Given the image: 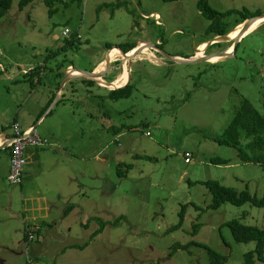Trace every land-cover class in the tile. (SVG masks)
Segmentation results:
<instances>
[{"label": "rangeland", "instance_id": "1", "mask_svg": "<svg viewBox=\"0 0 264 264\" xmlns=\"http://www.w3.org/2000/svg\"><path fill=\"white\" fill-rule=\"evenodd\" d=\"M208 1L225 16L208 20L198 0H55L52 8L35 0L23 11L13 0L0 17V132L12 134L14 121L23 127L37 118L55 160L35 183L26 171L14 186L7 180L10 149L0 150V264H211L202 246L174 247L192 241L220 252L224 264H264L256 241L238 242L226 225L237 219L264 229V208L225 203L211 209L212 196L200 184L264 195V165L244 163L237 149L214 141L245 103L264 116V24L218 61L176 63L165 55L193 57L216 33L263 15L264 0ZM241 25L228 35L242 36L234 34ZM66 29L81 38L51 56L64 45ZM148 42L161 51L143 50L146 58L132 61L130 97L117 100L82 78L61 89L69 64L92 71L103 59L124 60L118 47ZM233 46L215 42L204 55L233 52ZM111 67L100 72L109 83L123 69L117 62L104 76ZM31 109L39 111L35 118ZM213 158L230 162L216 165ZM184 208V223L174 230ZM50 220L55 227L44 224ZM102 222L108 225L94 235Z\"/></svg>", "mask_w": 264, "mask_h": 264}, {"label": "trees", "instance_id": "2", "mask_svg": "<svg viewBox=\"0 0 264 264\" xmlns=\"http://www.w3.org/2000/svg\"><path fill=\"white\" fill-rule=\"evenodd\" d=\"M34 1L35 0H20L19 10L23 11ZM163 1L165 3H178L187 0H163ZM45 3L52 8L53 5L55 4V0H45ZM12 5H13V0H0V17L5 16L11 10ZM114 8H119V6H115ZM197 9L199 10L201 15H204L210 21H217L225 16L213 10L208 0H198ZM50 14H53L51 10H50ZM248 18L249 16H245L244 21ZM241 24L243 23H239L236 27H239ZM212 26H214V23H212ZM211 28L212 27L210 26V29ZM235 28L226 31H220L216 33L214 36L228 34L229 32H232ZM74 44H75V39L66 38L64 45L60 47L58 50L50 52V54L51 56L59 55L65 52L68 48L72 47ZM108 45L110 49L115 48L113 44H108ZM135 47L136 45H130L122 48L121 50H123L124 52H129ZM117 62L119 63L120 61ZM36 70L37 69L32 68L29 72L35 73ZM31 80L33 81V77L31 78ZM82 81H84L88 85L96 84L95 81L84 80V78H82ZM132 91L133 88L131 85V78H130V81L125 87L115 91H111V95L113 97H116L117 100H119L130 97ZM1 133L2 132H0V134ZM214 141L219 145H224L237 149L239 151V158L244 163L264 165V116L261 115L256 109L251 107L249 103H245L243 107H241V109L238 111L233 121L230 122V124L227 126L222 136L214 138ZM145 157L148 158L149 160H154L153 157H149V156H145ZM229 162H230L229 160L222 158H213L211 160V163L216 165H227ZM128 169H130V166L127 168V171ZM120 170L118 172L121 177L123 173ZM200 184L203 185L212 196V203L209 205V208L211 209L218 210L225 203L232 204L236 207H243L246 204H251L254 207L264 208V195L260 199L255 196H251L249 189H247L242 193H239L232 188H226L222 186L218 182H203ZM70 208L72 209L73 207L70 206L69 209ZM184 220H185V208L181 212V222L173 229L174 230L179 229L183 225ZM107 225H108L107 223L102 222V228L96 230L94 232V235L99 234L101 231H103V229ZM226 225L229 227L230 231L233 232V235L238 242L256 241V247L254 249V252L256 253L257 258L259 260L264 261V229L245 225L237 219L226 223ZM196 227L198 228V225H196ZM191 244H197L199 246L204 247L209 254L211 264H224L226 257L206 244L192 241L187 244L176 243L174 247H176V249L178 248L186 249Z\"/></svg>", "mask_w": 264, "mask_h": 264}, {"label": "crops", "instance_id": "3", "mask_svg": "<svg viewBox=\"0 0 264 264\" xmlns=\"http://www.w3.org/2000/svg\"><path fill=\"white\" fill-rule=\"evenodd\" d=\"M155 15H158V16H160L159 14H155ZM153 17H154V15H152ZM161 17V16H160ZM234 31V30H233ZM232 31V32H233ZM142 42H147V41H142ZM141 42V43H142ZM141 43H139L138 45H140ZM150 43V42H149ZM137 45V46H138ZM201 45V44H200ZM136 46V47H137ZM144 46V45H143ZM142 46V47H143ZM135 47V48H136ZM234 47V46H233ZM115 48H117V47H115ZM135 48H133V49H135ZM119 49V48H118ZM153 49L154 50H157V51H161L159 48H150V50H149V47H148V49H147V51H152L153 52ZM119 50H121V49H119ZM145 51V50H144ZM147 51H145L144 53H146ZM201 52H202V54H204V47L203 48H201V49H199V53L201 54ZM143 54V53H142ZM144 56H146V55H141V58L143 59V58H146V57H144ZM154 56L156 57V60H158L157 58V56L154 54ZM125 58H127V57H125ZM105 61V59H103L102 61H100L96 66H95V70L101 65V63H103ZM117 61H120L121 62V65H122V67H123V69H122V72L120 73V75L117 77V80L116 81H114V82H111L110 84H112L113 86H115V87H117V86H120L121 84H123L124 83V81H125V78H126V71H127V67H129V70H130V68H131V64H132V62L129 64L128 63V59H124L123 61H121L120 59L118 60V59H115V60H113V61H111L110 62V66H115V64L117 65ZM161 61V60H160ZM163 63H164V61H162ZM211 62V61H210ZM165 64V63H164ZM70 67L72 66V64H70L69 65ZM69 66H67V67H69ZM73 67V66H72ZM111 67V68H112ZM75 68V67H74ZM67 69L68 68H65L64 69V71L66 72L67 71ZM76 69H78V68H76ZM114 69V68H113ZM113 69H110L108 72H107V74L106 75H110L114 70ZM63 71V70H62ZM72 73V72H71ZM131 74L129 73V77L131 78V76H130ZM102 77V76H101ZM123 77H124V81H123ZM103 78V80L105 81V82H107L106 80H105V78L104 77H102ZM123 81V82H122ZM130 81V80H129ZM128 81V82H129ZM37 82H40V81H37ZM96 82V81H95ZM96 83H98V82H96ZM107 83H109V82H107ZM99 84V83H98ZM99 86H101V87H104V88H107L106 86H103V85H101V84H99ZM125 87V86H124ZM120 88H123V87H120ZM120 88H116L115 90H118V89H120ZM108 89H110V88H108ZM114 89H110L109 91H115ZM58 95H59V99L61 98V96H63V94H62V91H58ZM52 112V109H51V111H50V113ZM37 113H39V111H36V110H33V109H31V110H29L28 111V115H29V117H31V118H35V116L37 115ZM49 113V114H50ZM37 119V118H36ZM36 119H32L31 120V122L30 123H28L27 125L24 123L22 126L23 127H21L22 128V130H26V129H28V128H34L35 126H36ZM18 123V121H14V123ZM13 123V124H14ZM12 124V125H13ZM12 128V127H11ZM24 128H26V129H24ZM36 130H37V128H36ZM0 136H3L4 137V139H3V142H2V144L0 145V150H2L1 149V146H4V144H6L7 142H6V140H7V137H8V139H11L12 138V134H7V133H5V132H3V133H1L0 134ZM49 147H52V144H50V145H47V146H40V147H30V146H28V147H26L25 148V150H24V156H25V158H26V165H25V168H24V172H23V178H24V174L26 173V171H27V178H30L28 181L30 182V181H32L33 183H35V181L37 180V179H40V178H42V175L44 174V170H46L45 168H46V162H49V163H52L54 160H55V158L51 155V152L50 151H48L47 149H49ZM10 150V152H9V158H11V148L10 147H8ZM9 170H10V165H9V167H8V175H9ZM8 178V177H7ZM23 182H24V179H23ZM67 209H68V211H67ZM66 209V211H65V213H67V212H69V210L71 209H69V208H67ZM51 210H52V208H51ZM27 211H28V209H27ZM51 213V212H50ZM56 223V221L55 220H50V221H44V224H46V226H48V227H55V224ZM35 233H36V235H37V233H39L40 231H41V228H39V227H35ZM39 238H40V234H39ZM78 245V244H77ZM76 244H70L69 245V247L70 248H75L76 246H77ZM79 247H81L80 245H79ZM64 250V249H63ZM33 263V262H32ZM31 263V264H32Z\"/></svg>", "mask_w": 264, "mask_h": 264}, {"label": "built area", "instance_id": "4", "mask_svg": "<svg viewBox=\"0 0 264 264\" xmlns=\"http://www.w3.org/2000/svg\"><path fill=\"white\" fill-rule=\"evenodd\" d=\"M154 17L160 21L161 17L158 15H154ZM62 35L66 38H70L71 31L66 29L63 30ZM76 39L81 38L80 34H76ZM75 39V43H76ZM9 143V147L11 148V158H10V170L8 175V182L11 185L18 186L23 182V172L26 165V158L24 156V150L26 147H42L50 145L51 142L48 139H44L41 137L39 132L35 128H28L26 130H22L21 126L18 123H14L12 125V138L6 140ZM187 158H190V153L186 154ZM30 234L28 236L29 240L34 238L32 233V229H30ZM29 263H32V260L29 259Z\"/></svg>", "mask_w": 264, "mask_h": 264}, {"label": "water", "instance_id": "5", "mask_svg": "<svg viewBox=\"0 0 264 264\" xmlns=\"http://www.w3.org/2000/svg\"><path fill=\"white\" fill-rule=\"evenodd\" d=\"M261 18H264V14L261 15V16H256V17H253V18H250L245 24L241 25V26H244L243 27V31H246L249 29V27L258 19H261ZM243 38H236V39H228L227 38V34L225 35H219V36H216L214 37L212 40L208 41L207 42V47L208 48L212 43H215V42H220V41H234V51L233 52H229V51H224L222 53H218V54H207V55H203V56H199L197 55V50L199 47L195 48V55L191 58H182V57H179V56H175V55H169V54H166L165 52V55L171 59V61L173 62H176V63H186V64H191V63H196V62H200V61H209L210 59V56L212 55H219L221 56V59L224 58V57H227V56H230V55H233V53L236 51L237 49V46L239 44V42L242 40ZM148 44L150 45V48H159L161 50L160 47H158L157 45L153 44V43H149ZM141 45H138L135 49H132L131 51L129 52H124L123 50H120L121 54L122 55H126V54H129L131 55V62L133 60H135L137 57H139L142 53H143V49L142 47H140ZM200 46V45H199ZM115 66H113L111 69H113ZM70 68H73V70H76L78 71L80 74H74V73H71L68 69L65 73V77H64V80L61 84V89L64 87V85L66 83H68L69 81L73 80V78H84V80H92V81H95V76H98L97 73L95 72V70H92V71H85V70H82V69H76L74 67H70ZM107 73L104 74V76L106 75ZM129 80H130V77H129ZM128 80V81H129ZM36 129V127H34ZM9 147V143H6L4 144V146H1V149H6Z\"/></svg>", "mask_w": 264, "mask_h": 264}, {"label": "bare ground", "instance_id": "6", "mask_svg": "<svg viewBox=\"0 0 264 264\" xmlns=\"http://www.w3.org/2000/svg\"><path fill=\"white\" fill-rule=\"evenodd\" d=\"M264 24V18H261V19H258V20H256L250 27H249V29L248 30H246V31H243L242 29H243V27L240 29V30H236L235 32H234V34L235 33H238V32H240L241 31V33L243 34L242 36H239V37H232V35H228L227 34V38L228 39H236V38H244V36H246L248 33H250L251 31H253L254 29H256V27H260L261 25H263ZM146 45V46H145ZM143 46V44L140 46V47H142ZM149 47V44L147 43V44H144V46L142 47V49L143 50H145V51H147V49H148V47ZM206 47H207V45H206ZM206 47H204V48H206ZM205 50V49H204ZM121 54V53H120ZM201 54H202V52H201ZM200 53H199V50H197V55H199V56H203V55H201ZM122 55V54H121ZM123 56H125V57H127V58H125V59H128V63L130 64L131 63V55H130V53L129 54H126V55H123ZM221 59V56H215V57H210V61H218V60H220ZM121 60V59H120ZM110 61H111V59L109 58L106 62H104L100 67H98L96 70H95V72L97 73V75L98 76H95V81L96 82H98L99 84H101V85H103V86H106L107 88H110V89H116V88H120V87H124L125 85H127V83H128V80H129V67H127V71H126V78H125V81H124V77H123V81H124V83L123 84H121L120 86H117V87H115V86H113L112 84H110V83H107V82H105L104 80H103V78L100 76V72L110 63ZM121 61H123V60H121ZM70 72H72V73H74V74H80L78 71H76V70H73V68H69L68 69ZM3 139H4V137L3 136H0V145L2 144V142H3Z\"/></svg>", "mask_w": 264, "mask_h": 264}, {"label": "flooded vegetation", "instance_id": "7", "mask_svg": "<svg viewBox=\"0 0 264 264\" xmlns=\"http://www.w3.org/2000/svg\"><path fill=\"white\" fill-rule=\"evenodd\" d=\"M126 86V85H125Z\"/></svg>", "mask_w": 264, "mask_h": 264}]
</instances>
